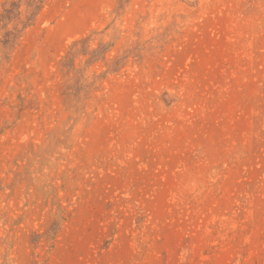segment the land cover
I'll return each mask as SVG.
<instances>
[{
	"label": "rangeland",
	"instance_id": "374dc122",
	"mask_svg": "<svg viewBox=\"0 0 264 264\" xmlns=\"http://www.w3.org/2000/svg\"><path fill=\"white\" fill-rule=\"evenodd\" d=\"M0 264H264V0H0Z\"/></svg>",
	"mask_w": 264,
	"mask_h": 264
}]
</instances>
